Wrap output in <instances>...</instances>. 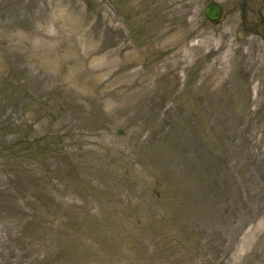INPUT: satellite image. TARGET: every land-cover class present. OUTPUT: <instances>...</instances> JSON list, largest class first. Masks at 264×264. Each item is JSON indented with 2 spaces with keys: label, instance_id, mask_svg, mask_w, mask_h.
Segmentation results:
<instances>
[{
  "label": "rangeland",
  "instance_id": "rangeland-1",
  "mask_svg": "<svg viewBox=\"0 0 264 264\" xmlns=\"http://www.w3.org/2000/svg\"><path fill=\"white\" fill-rule=\"evenodd\" d=\"M0 0V264H264V0Z\"/></svg>",
  "mask_w": 264,
  "mask_h": 264
},
{
  "label": "water",
  "instance_id": "water-1",
  "mask_svg": "<svg viewBox=\"0 0 264 264\" xmlns=\"http://www.w3.org/2000/svg\"><path fill=\"white\" fill-rule=\"evenodd\" d=\"M222 13L223 9L217 2H210L206 7V17L211 21H218Z\"/></svg>",
  "mask_w": 264,
  "mask_h": 264
}]
</instances>
